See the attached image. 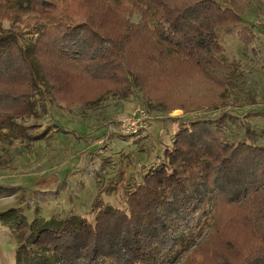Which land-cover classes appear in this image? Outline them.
Wrapping results in <instances>:
<instances>
[{
  "label": "rangeland",
  "instance_id": "obj_1",
  "mask_svg": "<svg viewBox=\"0 0 264 264\" xmlns=\"http://www.w3.org/2000/svg\"><path fill=\"white\" fill-rule=\"evenodd\" d=\"M113 1L0 0V35L16 32L24 45L37 44L44 36L52 38L46 29L57 22L54 18L72 26L91 20L103 24L104 28L98 29L105 34L126 32L120 24H131L130 17L136 23L139 13L127 1L123 2L128 7L126 13L120 0ZM241 1L249 6L242 15L243 23L255 28L256 39L246 49L237 35L220 32L225 47L223 57L233 63L234 69L220 70L230 79V85L225 91L227 105L222 103L216 108L208 102L214 90H224L220 85L223 79L206 74L207 79L200 77L193 65L171 58L172 61L148 62L143 57L150 51L141 44L146 36L143 31L118 41L128 48L118 77L126 81V69L134 72V68L143 77V84H137L134 93L125 98L113 94L99 99L114 86H102L90 78L91 60L80 67L78 58L63 60L56 48H42V55L49 61L43 66L50 81H42L34 97L36 112L17 118L12 126L0 122V264H15L19 246L16 221L2 219L3 214L16 210L13 220L23 217L29 222L74 215L93 220L91 208L98 198L113 207L127 208L125 191L134 189L148 169L165 160V150L171 147L179 122L222 116L227 124V142L264 145V0ZM52 26L55 24L50 29ZM55 34L62 36L61 30ZM42 43L46 45L48 41ZM169 54L175 57L170 50ZM176 76L181 84L178 87L174 86ZM190 77L192 80L186 81ZM14 81L5 78L1 87L15 86ZM47 84L55 87L53 92ZM203 90L206 92L201 93ZM174 92L181 95L185 101L182 107L187 109L177 107L181 100ZM142 109L150 117L146 126L136 133L124 134L126 121L143 119L139 111ZM259 202L258 221L248 219L249 205L226 204L221 209L222 224L215 225L216 233L213 209L208 208L195 228L194 239L173 255L170 264H188L196 251L202 252L196 254L200 262L208 254L210 259L205 264H228L220 262L221 254L229 264H245L249 253L264 252V188ZM237 214L240 215L235 221ZM211 235L215 237L211 247H201Z\"/></svg>",
  "mask_w": 264,
  "mask_h": 264
},
{
  "label": "trees",
  "instance_id": "obj_2",
  "mask_svg": "<svg viewBox=\"0 0 264 264\" xmlns=\"http://www.w3.org/2000/svg\"><path fill=\"white\" fill-rule=\"evenodd\" d=\"M125 1L133 5L140 18L135 23L130 17L131 24H120L126 32L116 35L105 34L98 29H103V24L97 25L91 20L72 26L59 18H54L57 19L52 22L55 26L50 29L51 24L46 29L52 38L44 36L37 44L24 45L16 32L0 35V122L3 126H12L17 118H27L36 112L34 97L42 81H50L43 66L49 62L42 55L44 47L56 48L62 59L78 58L80 67L86 65L87 59L91 60L90 78L102 86L106 83L114 86L99 99L113 94L118 98L131 96L137 84H143V77L136 68L134 72L126 69V81L118 77L128 53V48L118 41L142 31L146 36L141 44L150 50L148 54L143 53L148 62L174 59V62L193 65L205 79L204 74L210 78L220 76L224 90L220 93L214 90L210 99L208 94L204 96L215 108L222 103L227 105L225 91L230 79L220 70L231 72L234 65L223 57L225 47L220 32L237 35L248 49L256 39L255 28L243 23L242 15L249 6L241 0H120L118 3L125 13L128 9L123 5ZM111 11L115 13L114 8ZM56 30H61L62 36H57ZM45 40L50 44L42 43ZM169 50L175 57H170ZM178 76L174 79L176 87L181 85ZM5 78L15 79L17 84L3 89L1 84ZM190 80L191 77L186 81ZM47 86L53 92L55 87ZM194 95L198 94L191 96ZM174 96L181 100L177 92ZM183 104L185 101L181 100L176 105L184 108ZM6 106L10 108L6 110ZM177 124L171 147L165 150V160L148 169L134 189L125 191L127 208L113 207L98 198L91 208L93 220L74 215L29 222L23 217L13 220L17 217L16 210L3 214L2 219L16 221L19 246L15 264H170L173 255L194 239L195 228L207 215L208 208L213 209L215 233V227L223 222L221 209L226 204L249 205L248 219L258 221L264 188V145L227 142V124L222 116ZM243 200L247 201L241 203ZM214 238L209 236L207 244L201 247L206 248L208 244L211 247ZM196 254L188 264H205L210 259L205 254L200 262ZM247 258L245 264H264V252H251ZM220 262L229 264L222 254Z\"/></svg>",
  "mask_w": 264,
  "mask_h": 264
},
{
  "label": "built area",
  "instance_id": "obj_3",
  "mask_svg": "<svg viewBox=\"0 0 264 264\" xmlns=\"http://www.w3.org/2000/svg\"><path fill=\"white\" fill-rule=\"evenodd\" d=\"M141 109V108H140ZM141 112V114L143 115V119L142 120H139L137 118H132L130 119L129 121H126L125 122V130H124V134H132V133H136L139 131V129L143 128L146 126V119H149L150 117H148V115L146 114V110H139ZM147 115V116H145ZM138 121V122H137Z\"/></svg>",
  "mask_w": 264,
  "mask_h": 264
}]
</instances>
